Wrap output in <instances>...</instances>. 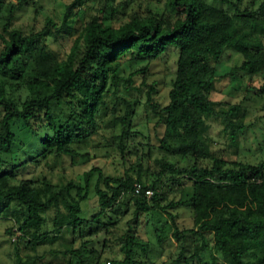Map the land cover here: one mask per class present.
<instances>
[{
  "label": "trees",
  "instance_id": "obj_1",
  "mask_svg": "<svg viewBox=\"0 0 264 264\" xmlns=\"http://www.w3.org/2000/svg\"><path fill=\"white\" fill-rule=\"evenodd\" d=\"M82 3L67 5L59 27L46 18L40 30H24L14 20L27 0H0V216L14 221L6 233L12 235L15 228L18 240L32 249L39 240L66 236L60 252L64 264H169L154 257L165 240L162 229L155 228V243L139 233L144 214L160 211L169 217L179 247L171 264H264V161H227L210 154L205 133L210 117L224 121L233 142L246 127L238 117L241 105L217 109L212 92L217 82L239 71L264 81V0H165L163 10L135 13L118 25L104 20L105 1L69 51L58 56L46 39L52 29L67 28ZM227 49L243 61L220 75L218 60ZM171 59L174 75L168 102L161 105L154 100L156 82L148 83L147 76L156 61ZM125 65L140 67L125 76ZM138 75L141 83L134 85ZM133 91L145 93L159 115L163 131L157 145L149 137L134 140L141 133L134 123L143 100L140 94L129 95ZM108 123L119 128L112 143L121 158L139 154L122 174L107 175L102 166L92 165L82 180L24 176L32 165L43 163L52 173L66 157L71 164L78 157L90 159L92 153L84 151L88 141L92 150L110 146L92 138ZM18 124L20 132H28L30 145L19 138ZM155 148L158 169L150 172L139 163ZM170 156L192 163L179 166ZM148 173L153 178L146 181ZM166 178L172 185L188 181V198L163 204ZM135 184L141 186L137 194ZM92 197L96 211L84 216ZM119 206H124L121 213ZM179 208H189L190 224L174 212ZM129 209L132 230L120 234L117 225ZM51 211L56 229L47 232L43 227Z\"/></svg>",
  "mask_w": 264,
  "mask_h": 264
},
{
  "label": "rangeland",
  "instance_id": "obj_2",
  "mask_svg": "<svg viewBox=\"0 0 264 264\" xmlns=\"http://www.w3.org/2000/svg\"><path fill=\"white\" fill-rule=\"evenodd\" d=\"M8 1V0H7ZM16 2L17 0H12ZM73 0H27V4L17 13L14 20V26L24 30L35 29L40 30L45 26V19L51 18L59 27L62 23L63 14L66 7ZM107 2L108 8L105 11L104 17L106 22L113 25H118L122 21H127L129 17L135 13L144 14L148 9L163 10L165 0H83V3L78 7V14H71L67 28L56 31L52 29L53 34L48 36L46 43L51 51L58 56H64L73 44L78 31L84 23L92 18L97 13V8L101 3ZM111 6L116 8V12L111 10ZM243 58L241 54L236 53L232 49H227L218 60V72L220 75L227 74L229 69L241 65ZM140 65L123 67V74L128 76L131 71L139 68ZM150 74L147 76L148 83L156 82V92L154 100L161 105L168 102V92L171 84V78L174 75V59L165 61H156L151 67ZM141 77H134V85H140ZM122 88V87H121ZM146 88V87H145ZM142 96V104L138 108V113L135 117L134 129L141 133L134 137L137 142H147L148 137L153 145L159 143V138L162 135L163 128L159 124V115L153 111V105L146 102L145 93L136 91L129 93L131 96ZM128 95V96H129ZM130 97V96H129ZM212 99L216 103L217 109L228 108L233 104H240L241 109L238 117L243 119L245 129L239 134L238 139L233 142L229 136V132L225 131L224 121L219 117H210L206 120V136L209 140L210 154L221 157L227 161H243L249 163H258L264 161V81L260 76L249 77L242 71H239L234 76H229L221 82H217L212 92ZM108 118V117H107ZM106 118V119H107ZM16 127V126H15ZM20 124L17 125L16 131L19 133V138L26 140L29 145L32 143L28 137V132H20ZM101 134L96 133L92 136L95 141L104 143L110 142V146L92 150L90 141L84 146V151L92 153L90 159H82L78 157L74 164H71L69 158H64L63 161L55 164L52 173L43 163L39 166L32 165L25 173V177H33L35 175H46L53 182L67 181L69 179L82 180L85 170L92 165L102 166L104 172L109 175H120L131 167L139 154L127 155L128 160L121 158L120 151L116 148L112 138L113 134L119 133L118 126H113L111 123L102 124ZM91 138V139H92ZM30 141V142H29ZM79 144V143H78ZM144 151H147L145 149ZM36 152V151H35ZM97 155H95V153ZM35 154V153H33ZM160 156L157 148L152 149L148 157L143 158L139 164L142 167L149 168L150 172L156 171L158 167L155 163V158ZM24 158V157H22ZM179 166H188L192 163L190 159H183L175 156H170ZM22 160V159H21ZM207 161V160H206ZM50 172V173H49ZM136 176V172L131 173ZM153 176L148 173L144 178L149 181ZM190 185L188 181H179L174 185L166 178L162 186V195L166 194V199L162 200L164 204L168 200H178L180 198H188L190 193ZM188 194V196H187ZM95 198L85 203L84 216H89L96 210ZM124 206H119L117 212L121 213ZM132 209L126 211L120 218L117 227L122 234L123 230H132L131 220ZM182 216L183 222L190 224L189 208H179L174 210ZM47 222L43 230L47 232L54 231L55 213L51 211L47 215ZM169 217L160 212L144 214L142 225L139 228V233L145 240H150L155 243V228L162 229V234L165 240L161 245L160 254L156 250V261L171 264V258L177 256L179 247L177 241L172 238L169 231ZM13 220L8 216H0V264H19L18 256L21 257L23 264H64L65 258L60 253L65 249V244L69 241L66 236H61L58 239L49 242L38 241L35 249L26 246L25 243L18 240V232L12 235L6 233V229L13 226ZM167 223V224H166ZM117 237V234L115 235ZM114 237V243H119V239ZM121 248V246L119 247ZM155 248V247H154ZM160 247H156L155 249ZM59 253V254H58ZM109 264V263H106ZM256 264V263H255Z\"/></svg>",
  "mask_w": 264,
  "mask_h": 264
},
{
  "label": "built area",
  "instance_id": "obj_3",
  "mask_svg": "<svg viewBox=\"0 0 264 264\" xmlns=\"http://www.w3.org/2000/svg\"><path fill=\"white\" fill-rule=\"evenodd\" d=\"M140 191H141V186H140V184H135V185H134V192L137 194V193H139ZM145 193H146L147 197H151L152 194H153V191L150 190V189H148V190H146Z\"/></svg>",
  "mask_w": 264,
  "mask_h": 264
}]
</instances>
